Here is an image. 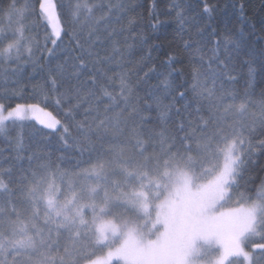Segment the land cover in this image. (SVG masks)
I'll return each mask as SVG.
<instances>
[{
    "label": "snow or ice",
    "instance_id": "6c2138e0",
    "mask_svg": "<svg viewBox=\"0 0 264 264\" xmlns=\"http://www.w3.org/2000/svg\"><path fill=\"white\" fill-rule=\"evenodd\" d=\"M137 7L130 0H11L0 7L4 83L18 82L45 52L50 65L66 53L49 67L37 103H0V136L35 121L62 130L64 145L71 141L82 157L57 164L32 153L0 166V264H264V243L256 242L264 241V178L251 175L252 157L264 152V138L257 139L264 136V91L253 100L248 90L224 87L235 82L227 74L242 56L249 57V79L264 72V36L200 29L177 2L184 55L158 70L148 65L159 45L146 49L147 38L134 32ZM215 10L204 3L205 13ZM64 36L73 47H62ZM133 49L141 55L129 69ZM184 63L186 74L174 67ZM15 95L0 93V100ZM177 100L187 102L176 107ZM49 105L65 122L38 115L51 117ZM153 110L154 126L145 115ZM13 143L17 153L27 151L22 136Z\"/></svg>",
    "mask_w": 264,
    "mask_h": 264
},
{
    "label": "trees",
    "instance_id": "16d2710c",
    "mask_svg": "<svg viewBox=\"0 0 264 264\" xmlns=\"http://www.w3.org/2000/svg\"><path fill=\"white\" fill-rule=\"evenodd\" d=\"M10 2L11 0H0V7H6ZM21 2H23V0H21ZM53 2L55 3L57 0H53ZM130 2L133 5H139L134 14L138 20L136 28L134 29L135 34L140 35L142 38H147L148 43L145 45L146 49L154 45H159V47L152 51L153 60L148 65V67L155 65L158 70L161 63L167 61L170 56L182 59L184 55V50L179 39L180 34L178 30L180 28V23L176 18L175 11H172V5L177 2L181 3L187 10V16L191 17L195 15L199 18L198 28L200 29H204L210 24L211 28H208L209 32L218 27L222 35L224 34V27L227 26L237 30L242 28L246 35L252 32L254 39L264 36V32L260 31L261 28L264 27V0H130ZM205 2L215 6L216 10L212 13H205L203 11ZM153 4H155L154 10L152 8ZM241 4L244 5L243 15H241L240 11ZM185 27L187 28L188 25H185ZM195 31L196 29H193L194 38L199 39V37H195ZM32 34L37 35V32H33ZM44 36L45 28L43 25H40L37 38L40 39L42 43ZM211 39L215 40L217 37H211ZM129 43L132 44L133 41L129 40ZM261 46V42L259 41L253 44L255 59L257 61L254 67L257 68L260 62L259 53ZM48 47L51 48L52 45L49 43ZM62 47H73L68 36L63 37ZM39 55L40 54L37 53V57H39ZM47 55V52H45L44 59H39L38 62L34 64L25 65L23 68V76L18 79V82L9 80L7 83H4L0 80V93L7 92L9 96L12 95V90H15L16 93L10 101L0 100V103L15 106V104L38 102V93L45 84L49 67L57 62H62L66 53L62 54L57 52L58 59L52 61L51 65L49 64ZM140 55L141 53L133 49V54L127 56L129 62L127 67L129 69L135 67L136 61L139 59ZM247 59H249V57L242 56L240 60L236 62V69L227 74L228 76L235 77V82L225 83L224 87L230 92L235 91L240 94L248 90L254 93L251 99L259 100L260 93L264 91V72L258 71L257 75L249 79L247 75V65L243 63V61ZM174 67L177 69L183 68L185 74L187 73V63L176 64ZM185 78L186 76H181L178 79L182 82ZM159 82L160 78L154 77L149 80V83L152 85H156ZM34 89L36 90L35 92ZM182 90L183 89H178V91ZM34 95L37 96V99H32ZM171 102V98L164 100L165 104ZM186 102V100H177L176 107H180ZM42 107L45 106L42 105ZM46 107L47 112H50L52 116L65 122L62 114L58 113L53 106L49 105ZM253 111H255V109H253ZM145 115H151L153 117L152 126H154L158 112L153 110L151 113H145ZM173 119H175V117H173ZM18 136H22L27 149L26 152L17 153L15 150L16 146L13 141ZM62 136V131L56 132L44 128L35 121H26L23 125H18L14 130H10L7 136H0V166L7 168L10 166L8 158H15L18 155L22 157L32 153H36L39 157L50 159L57 164L61 163L60 158L62 157L73 160L82 159V157L76 155V148L71 146V141H69V146L64 145L61 140ZM260 138H264V136H260L258 133L257 139ZM252 159L255 161V164L252 166L253 171L251 175L264 178V171H260V168L264 167V152L257 150L256 155L253 156ZM35 162L38 163L39 161ZM24 166L27 167V161H24ZM255 183L258 185L260 180L256 179ZM256 242L264 243V241L260 240Z\"/></svg>",
    "mask_w": 264,
    "mask_h": 264
},
{
    "label": "rangeland",
    "instance_id": "374dc122",
    "mask_svg": "<svg viewBox=\"0 0 264 264\" xmlns=\"http://www.w3.org/2000/svg\"><path fill=\"white\" fill-rule=\"evenodd\" d=\"M38 115H40V117L42 118V119H45V120H49V119H51L52 117H54V116H52L51 115V117L50 116H48L46 113H38ZM62 131V130H61ZM62 133H63V131H62ZM106 251L107 250H105V253H106Z\"/></svg>",
    "mask_w": 264,
    "mask_h": 264
}]
</instances>
